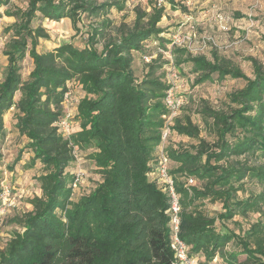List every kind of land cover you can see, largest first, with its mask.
<instances>
[{
  "label": "trees",
  "instance_id": "1",
  "mask_svg": "<svg viewBox=\"0 0 264 264\" xmlns=\"http://www.w3.org/2000/svg\"><path fill=\"white\" fill-rule=\"evenodd\" d=\"M7 3L0 0V7ZM95 9L93 0H28L12 14L19 21L9 26L12 36L3 52L7 66L0 83V136L5 112L16 109V128L32 152L29 167L39 161L45 171L37 177L41 196L33 198L32 210L21 217L23 229L14 231L0 252V264H170L173 259L168 196L149 175L168 114L162 102L168 85L151 76L155 64L141 81L131 70L132 52L150 53L146 47L154 43L160 48L153 37L163 32L157 26L163 8L155 4L149 16L139 10L133 24L101 50L93 45L98 34L93 29L82 47L62 43L37 51L39 40L49 35L41 25L33 27V20L69 19L75 27L81 13ZM25 56L33 65L26 80L21 73ZM186 61L197 75L196 84L210 81L215 73L218 79H242L245 85L228 95L232 107L227 111L204 108L215 129L212 144L198 137L199 129L188 117L174 120L177 133L199 138L195 153L164 150L178 165L169 174L180 195V238L192 256L201 254L206 262L264 264L262 241L251 248L223 226L235 215L254 211L264 198V191L237 195L244 192L245 180L264 185V65L251 59L249 77L222 59L194 56ZM75 82L83 94L74 100L80 126L74 142L93 147L90 158L103 178L90 193L71 202L74 170L68 168L79 159L73 143L58 132L57 122L63 116L64 95ZM17 92L21 95L15 100ZM188 178L194 179L193 185H186ZM206 198L221 202L222 211L215 217L193 207ZM251 229L254 233L255 225ZM232 239H237L234 249L224 252Z\"/></svg>",
  "mask_w": 264,
  "mask_h": 264
},
{
  "label": "rangeland",
  "instance_id": "2",
  "mask_svg": "<svg viewBox=\"0 0 264 264\" xmlns=\"http://www.w3.org/2000/svg\"><path fill=\"white\" fill-rule=\"evenodd\" d=\"M27 2L28 0H8L6 6L0 7V83L5 77L7 66V56L3 52L7 50L12 36L9 26L19 21L12 14L24 9ZM93 2L96 9L81 13L80 21L75 27L69 19L57 22L47 19L41 22L33 20V27L41 25L49 35L48 40H39L37 51L47 52L62 43L82 47L93 29L98 30L93 45L101 50L105 43L116 40L122 30L133 24L139 10L146 11V15L149 16L156 4V0H93ZM156 7L159 6L156 4ZM161 7L163 15L157 26L163 32L153 38L157 39L164 53L149 44L146 51L153 54L151 62L145 63L141 57L142 52H135L132 56L131 70L135 80L141 81L147 78L151 65L155 64L151 76L161 77V80L168 86L171 85L182 97L184 103L176 117L171 120L164 147L195 153L194 148L198 146L199 138L208 144L216 140L214 126L203 112L204 108L227 111L232 107L228 95L242 88L245 81L229 77L218 79L214 73L210 81L196 84L197 75L191 71V63L186 60L194 56H203L208 60L222 59L240 68L246 76L252 77L251 59L264 65V0H163ZM7 11L11 13L8 15ZM174 33L179 34L184 41L183 44L170 46V38ZM157 64H161V67L156 68ZM32 67V60L25 56L21 71L24 80L27 79ZM71 88V100L63 104V112L70 114L68 140L73 143L72 146L78 154L79 167L82 171L81 178L73 186L70 196V201L76 202L80 196L90 193L102 181L103 175L90 158L93 147H82L74 142L75 135L80 130L79 121L72 113L74 100L81 97L83 92L77 82L73 83ZM20 95L21 92L15 93V100ZM17 114L18 111L14 108L5 112L4 133L0 136V186L3 184V187L10 188L4 211L0 216V252L14 231H22L21 217L32 210L33 198L41 196L37 177L45 171L39 161L29 167L32 152L26 147L27 138L16 128ZM185 117L198 127L199 138H191L172 129L176 118L184 121ZM158 149L159 145L157 151ZM261 162L264 164V160ZM177 166V163L168 161L169 170ZM75 169L76 166L68 168L70 172ZM174 177L180 180L177 174H174ZM195 182L197 186H201L196 179ZM244 182V192L237 193L239 198L264 191V185L248 180ZM193 207L208 217H215L222 211L221 202L209 198L196 201ZM254 225L256 229L253 233L251 227ZM223 226L233 231L239 238L247 240L251 248H254L257 242L262 241L264 244V198L254 211L247 212L244 216L235 215ZM216 227L220 228L218 222ZM221 229L224 231L222 227ZM233 240L237 239H232L225 246L224 252L228 253L234 249ZM241 257L244 258L243 255ZM200 258H203V255L200 254ZM225 262L217 260V264H226Z\"/></svg>",
  "mask_w": 264,
  "mask_h": 264
},
{
  "label": "built area",
  "instance_id": "3",
  "mask_svg": "<svg viewBox=\"0 0 264 264\" xmlns=\"http://www.w3.org/2000/svg\"><path fill=\"white\" fill-rule=\"evenodd\" d=\"M163 3V0H156V4L158 6H161ZM183 39L180 38L178 33H174L171 35L170 38V46H177L181 43L183 44ZM155 44V43H154ZM153 44V45H154ZM156 50H158L161 53H164L161 48L157 47ZM142 60L145 63H149L152 58V53H146L141 56ZM71 100V91H68L64 95V102L63 104L70 102ZM163 105L168 110V114L164 116V126L161 129L160 133V143H159V149L157 151V161L155 164V168L152 170V172L149 174L151 177V180H154L156 184L162 188V190L167 194L168 200H169V208L166 211L169 217V230H170V249L173 254V259L170 264H217V260L213 259L212 261L206 262L204 260H201L195 256H192L190 254V248L189 246L180 238V212H181V204H180V195L176 191L173 177L169 174L168 169V161L169 159L164 154V143L166 142L168 133H169V125L171 123V120H173L178 111L180 110L181 106L183 105V99L182 97L177 94V92L174 90V88L170 85L165 90L164 96H163ZM73 114H75V104L73 108ZM70 114L63 112V116L61 119L57 122L58 132L63 136V138L68 139L69 135V129L71 125V121L69 119ZM74 157L76 161L78 160V156L73 152ZM81 168L79 167V164H77L76 169L74 170V180H73V186L80 180L81 178ZM194 179L188 178L186 181V185H193ZM3 185V184H2ZM1 185V192H0V216L2 215L5 205H6V196L8 195V189L10 191V188L3 187ZM7 189V191H5ZM10 197V195H9Z\"/></svg>",
  "mask_w": 264,
  "mask_h": 264
},
{
  "label": "crops",
  "instance_id": "4",
  "mask_svg": "<svg viewBox=\"0 0 264 264\" xmlns=\"http://www.w3.org/2000/svg\"><path fill=\"white\" fill-rule=\"evenodd\" d=\"M149 46V45H148ZM133 53H135V52H132V56H134V54Z\"/></svg>",
  "mask_w": 264,
  "mask_h": 264
}]
</instances>
